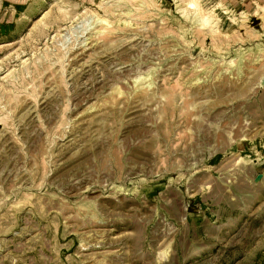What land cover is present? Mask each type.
I'll return each instance as SVG.
<instances>
[{"label":"rangeland","instance_id":"374dc122","mask_svg":"<svg viewBox=\"0 0 264 264\" xmlns=\"http://www.w3.org/2000/svg\"><path fill=\"white\" fill-rule=\"evenodd\" d=\"M0 264H264V0H0Z\"/></svg>","mask_w":264,"mask_h":264}]
</instances>
